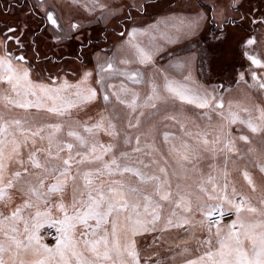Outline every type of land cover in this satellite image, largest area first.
Returning a JSON list of instances; mask_svg holds the SVG:
<instances>
[{
    "label": "rangeland",
    "instance_id": "obj_1",
    "mask_svg": "<svg viewBox=\"0 0 264 264\" xmlns=\"http://www.w3.org/2000/svg\"><path fill=\"white\" fill-rule=\"evenodd\" d=\"M47 13L57 18L59 28L50 24ZM9 27L17 31L7 32ZM249 40L254 43L249 44ZM141 54L150 56L151 61L141 64ZM21 56L23 60L19 59ZM249 57L259 60L260 65ZM0 59L11 61L17 73L27 70L31 81L29 85L22 80L14 92L7 83V73L0 68V77H4L0 79V115L9 123L20 120L29 137L27 147L20 149L28 172L24 173L14 160H5V184L17 170L22 172L20 180L15 181L17 187L26 180L35 182L36 173L44 175L42 169H35L27 162L28 155L38 149L47 150V136L51 131L47 126L60 124L61 131L51 145L53 155L57 152V142L60 147L72 143V154L79 151L82 156L88 155L90 161L74 164L73 175L77 168L81 172H95L99 168L100 179H93L97 184L103 181L105 190L111 180L129 177L133 182L139 180L131 173L122 177L118 171L110 177L104 164H111L113 158L121 166L139 168L149 175L160 176L161 180L165 175L159 168L166 169L173 203L163 201L161 220L155 229L134 237L140 264H186L187 260H197L206 251L219 247L215 227L212 233L200 227L204 216L196 208L197 196L207 200L200 192L201 185L209 191L215 185V194L220 195L227 182L229 199L239 203L246 198L248 204L258 210L250 213L245 207L240 212L241 220L247 224L264 219L259 215L264 209L261 204L264 173L260 171L264 167V131L253 133L246 124L230 123L229 115L236 113L240 119L251 118L257 125L264 124L260 120L261 110H264V89L260 87L264 83V0H0ZM134 74L135 80L130 78ZM65 83L70 87H64ZM169 84L190 96H207L210 106L198 108L180 100L168 91ZM40 86L62 90L49 93L57 97L53 102ZM89 89L96 91V98L81 103V97ZM105 95L109 97L107 101L103 99ZM4 97L33 103L40 98L44 107L19 108ZM133 100L135 111L127 106ZM69 103L78 106L68 108ZM153 103L155 108L151 107ZM53 106L67 109V114L48 113L46 109ZM97 124L101 126L96 127ZM39 127L44 128L41 133L46 137L44 140L31 136ZM85 128L92 131L87 132ZM69 131L83 137L86 143L81 145L74 136H68ZM9 132L17 141L24 139L16 125H11ZM113 132L115 135L109 134ZM240 136L248 139L241 140ZM11 139L9 135L8 140ZM229 139L234 141L235 151H228ZM93 145L95 152H92ZM109 145L112 150L105 153L103 149ZM11 148L9 144L6 155ZM137 148L140 151H136ZM67 155L66 148L60 152L61 157ZM97 156L102 159L96 160ZM37 159L45 163L46 151H38ZM112 167L115 169V165ZM245 171L251 176L255 191L244 178ZM54 175L45 179L44 191L56 183ZM209 180L212 183H208ZM76 183L83 185L80 179ZM233 187L240 195L233 196ZM9 192L12 201L4 208L5 215H10L26 199L17 188ZM181 195L192 202V212L175 207ZM59 202L60 197L53 195L49 205L39 204L41 212L51 207L50 219L39 230L42 243L49 247L55 246L59 221L63 219V214L55 207ZM63 202L71 215V186L63 195ZM209 203H221L225 210L235 213L232 219L220 221L226 233L228 229L224 226L236 220L235 209L225 201ZM35 211V207L25 209L21 215L31 221ZM173 211L175 216L171 215ZM125 215L120 216L117 229L122 245L125 243ZM184 217L191 224L183 227L167 224L169 218L175 224ZM112 219L109 217V225H106L109 230ZM89 224L95 227L94 220H89ZM17 227L20 231H9V235L26 240L23 222H18ZM82 228L78 225L77 234ZM5 230H9L7 226ZM239 231L242 230L239 228ZM208 240L211 244L203 243ZM0 242L8 243L2 232ZM248 243L245 241L246 248ZM4 255L7 259L8 253ZM42 258L43 255L38 257L29 252L17 259L33 264Z\"/></svg>",
    "mask_w": 264,
    "mask_h": 264
},
{
    "label": "snow or ice",
    "instance_id": "obj_2",
    "mask_svg": "<svg viewBox=\"0 0 264 264\" xmlns=\"http://www.w3.org/2000/svg\"><path fill=\"white\" fill-rule=\"evenodd\" d=\"M46 19L50 24L56 28L60 25L57 18L52 13L46 14ZM17 29L9 27L7 32L15 33ZM249 44L254 43L253 40L248 41ZM23 60L24 57H19ZM254 64L260 65V61L254 57H249ZM151 61V57L145 54H141L140 63L145 64ZM0 68L7 73V83L11 85L12 90L15 92L20 82L27 81L31 85L29 80V73L27 70H23L22 74L12 67L11 61L0 59ZM111 68V65H109ZM88 75H91L90 73ZM4 77H0L3 79ZM135 80L136 75L130 76ZM64 87H70L65 83ZM264 89V83L260 85ZM168 91L175 94L180 100L186 101L188 104H195L198 108H206L210 106V99L207 96H190L186 94L183 89L173 88L171 84L167 86ZM40 90L47 96L49 100L53 102L57 99L55 95H49V93H58L62 89H50L44 86H40ZM155 91V89H153ZM27 94V92L25 93ZM19 96L20 93L16 92ZM35 95V92H32ZM78 97H81L79 92L76 93ZM96 91L89 89L87 94L81 97V103L91 102L96 98ZM119 99V97H117ZM9 104H14L19 108H43L44 104L40 102V98H37V102L31 101L21 102L19 100H12L9 97H4ZM105 101L109 99L107 95L103 97ZM152 97H149L151 100ZM214 99V98H212ZM121 103H124L121 100ZM77 104L69 103L68 108L77 107ZM128 108L135 111V100L129 103ZM223 107V104L219 105ZM151 107L155 108L153 103ZM48 113H55L59 116L67 114V109L58 107H48ZM247 111V109H245ZM143 115V113H140ZM230 123H236L239 121L241 124H246L247 127L253 132L264 131V124L257 125L251 118L247 120L240 119L238 114L230 113ZM260 120L264 121V110H261ZM28 123V121H25ZM139 123V121H137ZM11 125H16L20 131L21 136L24 137L22 141H17L15 135L9 132ZM97 124L96 127H100ZM130 126H132L130 124ZM51 131L49 132L47 139L49 142V148L47 150L38 149L37 151L30 152L27 162L35 169H42L41 173L35 174V182L32 180H26L17 187L15 181H19L22 172L17 170L13 173L12 179H9L7 183H4V172L6 170L5 160L15 161L23 169L24 173L28 172L27 168H24L25 161L21 158L20 149L22 146L27 147L29 137L26 135L27 130L21 127L20 120H13L11 123L4 120V117L0 115V232L7 237L8 243L0 242V264H25L23 259H17L31 252L34 256L43 255L44 258L37 259L33 264H140L139 253L136 248L135 236L141 234L142 231L154 230L155 225L161 220V210L163 208V201L173 203L170 200L172 195L171 184L167 177L166 169L161 167L159 172L165 175V179L161 180L160 176L155 174L149 175L143 172L139 168L129 167L128 165L121 166L117 163V160L113 158L111 164H104V169L107 170V174L111 177L118 171L123 177L125 173H131L134 177H139V180L133 182L131 177L127 180H111L105 190V184L101 181L99 184L94 182L93 177L96 180L100 179L102 175L101 170L97 168L95 172L84 171L81 172L79 168L76 169L75 175L72 173L74 164L80 165L89 161L88 155H81L78 151L75 155L72 154L74 145L72 143H66L63 147L59 146L57 142V152L53 155L51 151V145L53 143L56 134L61 131L60 124H50L47 126ZM85 131L91 132L92 128H85ZM44 132L43 127L36 128L31 132L32 137H39L44 140L46 137L42 136ZM115 135V133H109ZM11 135L12 139L8 140V136ZM68 136H74L81 145L86 141L83 137L79 136L73 131L67 133ZM239 139L247 140V136H240ZM33 145L35 139L32 140ZM207 143V141H205ZM11 144L12 148L6 155V149ZM137 144H139V138H137ZM103 147V146H102ZM226 147L228 151H235L234 141L229 139ZM65 148L68 151L66 158L60 156V152ZM95 145L92 146V152H95ZM105 153L110 152L111 145L103 149ZM38 151H46L47 158L45 163H41L37 159ZM136 151H140L139 148ZM76 157H81L79 160ZM96 160H101L102 157H95ZM187 159V156L184 157ZM90 162V161H89ZM115 165V169H113ZM145 168L148 165H144ZM260 171L264 173V167L260 168ZM58 173V175H54ZM56 181L52 184L47 191L45 188V179L49 176H53ZM227 172L224 173L225 181H227ZM244 178L248 184L255 191L254 182L247 171L243 173ZM80 179L83 181L82 187L76 183ZM71 182V183H70ZM154 182V183H153ZM208 183H212L211 180ZM71 186L72 188V202L71 210L72 214H69L68 208L63 202V195L66 190ZM167 186V187H166ZM17 188L22 197H26L22 205H18L11 211L10 215L4 214V208H6L12 201V195L9 189ZM179 188V185H177ZM228 183L225 182L221 188V194L216 195V186L214 185L212 190L209 191L203 185L200 186V192L204 193L207 200L197 196L196 208L200 211L204 219L200 221V227L207 232L212 233L213 227H215L214 235L218 238L217 243L219 247L215 250H209L204 255L198 257L197 260H187L186 264H264V219L245 223L240 218V212L247 207V211L250 213H257V208L248 204L247 199H242L239 203L229 199L227 195ZM233 196L240 195L236 188H232ZM53 195L60 197V202L55 205L59 211L63 214V219L59 221L58 232L56 237V244L54 247L42 243V238L39 235V230L42 224L50 219L51 207H48L44 212L39 210V204L43 203L49 205L51 197ZM209 201H225L231 205L236 212V220L230 224L224 226L228 229L224 233L223 228L219 221L211 219L222 207L223 204H211ZM261 204H264V198L261 199ZM36 208V211L31 216V221L25 219L21 215L25 209ZM176 208L183 207L184 212H192L193 206L190 200H187L185 196L181 195L178 202H175ZM231 210V209H230ZM124 216V237L125 243L121 244L120 236L117 229L119 227V218ZM115 214V215H114ZM222 214V213H221ZM172 216L176 213L173 211ZM259 215L264 217V209L259 211ZM109 217H113L110 223V230L106 225H109ZM150 219L145 220L144 218ZM89 220L95 221V227L89 224ZM23 222V233H27L26 240L19 239L16 235H9L11 233H18L20 230L17 227V223ZM7 222V225H6ZM167 224L175 227H183L184 224H191V221L184 217L182 221L173 223L172 219L167 220ZM31 225V226H30ZM78 225L83 226L82 230L77 234ZM148 225H152L149 229ZM242 231H234L236 226ZM6 226L8 231L5 230ZM260 229V231H256ZM90 230V231H89ZM194 235V233H190ZM109 236L112 239H109ZM79 237H90L87 239H80ZM245 241H248L247 248L245 247ZM198 243H200L198 241ZM203 243L211 244V240L204 241ZM187 251V249H185ZM5 253H8V258H5ZM58 257V259H57Z\"/></svg>",
    "mask_w": 264,
    "mask_h": 264
},
{
    "label": "built area",
    "instance_id": "obj_3",
    "mask_svg": "<svg viewBox=\"0 0 264 264\" xmlns=\"http://www.w3.org/2000/svg\"><path fill=\"white\" fill-rule=\"evenodd\" d=\"M222 213V214H221ZM235 216V213L231 210H225L223 207L213 216L211 217L214 221H223L227 219H232ZM55 229H52V232H54ZM235 231H239V227L236 226Z\"/></svg>",
    "mask_w": 264,
    "mask_h": 264
}]
</instances>
